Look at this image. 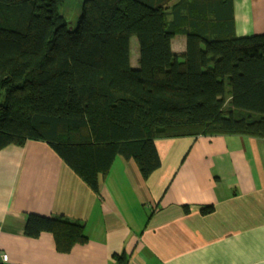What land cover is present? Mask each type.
I'll return each mask as SVG.
<instances>
[{"label":"trees","instance_id":"obj_1","mask_svg":"<svg viewBox=\"0 0 264 264\" xmlns=\"http://www.w3.org/2000/svg\"><path fill=\"white\" fill-rule=\"evenodd\" d=\"M64 2L0 0V150L45 141L99 193L117 156L159 169V138L264 139V33L236 34L233 0H84L74 26ZM24 232L61 253L89 240L64 215L28 213Z\"/></svg>","mask_w":264,"mask_h":264},{"label":"crops","instance_id":"obj_2","mask_svg":"<svg viewBox=\"0 0 264 264\" xmlns=\"http://www.w3.org/2000/svg\"><path fill=\"white\" fill-rule=\"evenodd\" d=\"M233 6L238 36L264 33V0ZM183 36L172 40L179 54L186 50ZM155 143L159 169L145 179L134 159L117 156L100 175L99 193L45 141L1 149L0 250L9 260L0 264H264V139ZM210 204L215 210L203 215ZM31 212L80 222L89 240L61 253L52 234L25 235ZM122 254L125 262L117 260Z\"/></svg>","mask_w":264,"mask_h":264},{"label":"rangeland","instance_id":"obj_3","mask_svg":"<svg viewBox=\"0 0 264 264\" xmlns=\"http://www.w3.org/2000/svg\"><path fill=\"white\" fill-rule=\"evenodd\" d=\"M83 1L84 0H65L64 4L61 6V12L65 15L71 26H74L77 23V20L81 14ZM183 37L186 38L185 36ZM181 47L182 46H176V48L179 49H181ZM131 57L134 63L138 62L139 42L135 36L131 38Z\"/></svg>","mask_w":264,"mask_h":264},{"label":"built area","instance_id":"obj_4","mask_svg":"<svg viewBox=\"0 0 264 264\" xmlns=\"http://www.w3.org/2000/svg\"><path fill=\"white\" fill-rule=\"evenodd\" d=\"M9 260L8 254L0 250V262H7Z\"/></svg>","mask_w":264,"mask_h":264}]
</instances>
